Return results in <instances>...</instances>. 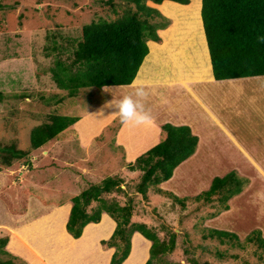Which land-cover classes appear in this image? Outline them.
I'll return each mask as SVG.
<instances>
[{"label":"rangeland","instance_id":"374dc122","mask_svg":"<svg viewBox=\"0 0 264 264\" xmlns=\"http://www.w3.org/2000/svg\"><path fill=\"white\" fill-rule=\"evenodd\" d=\"M101 1L0 0L2 5L8 6L0 10V93L5 96L4 100L0 101V144L4 146L16 143L19 150H27L30 147L32 130L45 122L49 114L79 118L78 123L60 133L58 140L50 141L43 147L32 150L27 157L14 161L10 167H2L0 163V238H9L8 228L14 220L12 216L23 213L25 217L40 218L54 210L53 207L70 201L88 185L117 175L129 186L128 196H132L134 205L132 221L153 227L160 239L175 236V249L167 257L170 262L258 264L259 251L245 241L246 236L260 226L258 216L264 217V208L256 209V202L252 199L253 188L250 184L252 179L257 177L249 179V172L244 174L245 187L241 194L231 200L229 213L214 219H207L209 213L214 211L209 205L189 203L186 209L182 210L170 199L150 192L145 201L134 193V185L139 173L129 172L123 164L124 160L126 164L133 162L131 158L150 147L153 138L146 136L143 143L135 148L134 156L126 157L119 141L134 138L132 131H137L130 129L134 124L121 123L115 114L103 117L93 115L112 94L121 93L122 87H109L110 92L87 88L81 90L77 96L67 97L65 92L58 90L52 82L49 67L53 58H45L43 55L46 36L59 31L65 36L77 38L80 36L82 26L99 19L115 18L113 8L103 6ZM114 4L116 6L114 8L118 9V3ZM147 4L157 8L165 18L169 19L170 25L162 36L165 40L172 41L176 48V54L172 55L170 60L173 66L175 64L173 71L185 79L210 80L202 38L201 0H190L189 5L165 1L160 5L151 2ZM181 8L184 10V16L178 14ZM166 11H170L171 14H166ZM165 47L167 48L168 45L166 44ZM163 49V45L160 47L150 43V52L157 55L156 68H162L163 62L160 57ZM144 63V67L148 65V69L154 66L149 60ZM263 84L264 77H256L237 80L236 87L240 85L238 89L228 87L227 89V83L219 85L200 83L191 87L195 91L206 90L213 99L212 106L217 107L221 119L233 127L245 143L255 144V155L264 158V87H261ZM172 88L175 94L170 98V102L172 107L178 110L176 114L181 122L185 120L189 122L191 117L197 118L192 98L183 94L185 90L182 87ZM157 110L159 111L157 118L163 117V109L158 107ZM226 150L228 153L231 152L229 147ZM235 160H239L237 155ZM262 161L264 162V159ZM240 165L248 168L242 161ZM215 169L217 168H214V171L207 168L205 171L203 168L198 171L185 168V176L181 175L185 187L179 188V191L182 189L185 195L191 196L207 189L208 186L202 187L197 183L202 176L206 177L208 173H214ZM222 173L224 167L217 175L220 176ZM255 183L258 186L259 183ZM168 186L171 187V183ZM260 186L262 188L257 192L254 189L256 193L254 195L258 199L262 196L259 201L264 204L262 178ZM161 188L166 190L167 186ZM117 199L123 205L127 196L121 194ZM64 214L65 209L47 214L44 218L50 217L53 220L56 238L59 237ZM106 217L112 221L109 216ZM40 226L41 224H37L35 227ZM96 226L88 230V235L83 241L72 243V251L84 249L87 257L71 256L72 260L65 261L64 256H61L63 263L60 264H84L87 258L90 260L93 256L94 264H105V255L102 253L103 249L99 247L98 239L106 237L104 231L108 232V225L104 223L101 228ZM205 228L236 234L239 242L245 246L244 250L230 243L220 244L216 240L205 239ZM43 232L35 230L34 234L30 235L31 249L61 250L68 246L61 240H55L53 235L49 236ZM134 240L135 253L132 259L142 261L144 254L137 253L139 250L137 244L140 240V243L149 241L139 233L134 235ZM18 244L16 240V248L19 247ZM98 250L103 256L97 254ZM22 251L21 257L15 256L26 264H40L38 258L32 257V254L25 249L20 250L21 253ZM147 251L149 256V249ZM217 253L224 254L225 258H218ZM7 259V256L0 254L1 261Z\"/></svg>","mask_w":264,"mask_h":264},{"label":"trees","instance_id":"16d2710c","mask_svg":"<svg viewBox=\"0 0 264 264\" xmlns=\"http://www.w3.org/2000/svg\"><path fill=\"white\" fill-rule=\"evenodd\" d=\"M164 1L180 5L190 3V0H102L103 6L113 8L115 18L99 19L82 26L77 38L59 31L46 36L43 55L53 58L49 73L57 89L65 92L67 97H74L87 88L130 85L148 54L147 42L160 43L158 31L170 25L169 19L147 2L160 5ZM115 2L118 9L114 8ZM5 8L8 6L0 3V10ZM200 16L215 81L264 77V42H261L264 38V0H201ZM4 97L0 93L1 102ZM78 120V117L49 114L45 122L32 130L27 150H19L16 143L0 144L2 167H10L32 150L58 140L60 133ZM160 129L161 141L126 165L129 172L139 173L134 193L145 201L149 192L168 198L182 210L189 203L209 205L214 211L207 219H214L229 210V200L239 195L245 184L235 172L214 177L208 189L194 197L179 198L160 188L172 177L174 170L195 153L198 145L197 136L186 125L165 123ZM128 190L124 179L117 175L88 185L70 199L66 232L73 239H79L87 225L98 224L101 216L106 214L116 224L111 236L99 242L103 249H114L109 264H123L130 254L135 233L151 243L144 264H180L167 259L175 249L174 235L160 239L153 227L132 221L134 205ZM121 194L127 196L123 205L117 199ZM204 238L220 244L230 243L241 250L245 247L236 234L228 231L205 228ZM245 241L259 251L258 264H264L261 232L251 231ZM7 242V237L0 238V254L8 257L6 261L0 260V264H26L5 249ZM216 256L225 258L222 253Z\"/></svg>","mask_w":264,"mask_h":264},{"label":"crops","instance_id":"0c3cea01","mask_svg":"<svg viewBox=\"0 0 264 264\" xmlns=\"http://www.w3.org/2000/svg\"><path fill=\"white\" fill-rule=\"evenodd\" d=\"M165 2L177 4L171 1H165ZM168 5H171V4H168ZM164 6L169 9V7H167L165 4ZM183 12L184 10L183 8H181L178 14L183 15ZM167 13L171 14L170 11H166V14ZM187 20L189 21V17H187ZM165 30H167V28L164 30L158 31V34L161 37L160 43H154L151 41L147 42V46L149 49L148 54L150 52V43L155 44L160 47L162 45L164 46L163 54L160 57L161 62H163L162 68L160 67L156 68L155 65H156L157 55H154L152 54V52H150V55L148 56L147 54L146 56L147 59L146 57L144 58L136 74V77L134 78L133 82L130 85L115 86V87H122L121 89L123 90L119 94H115V93L113 94L116 96L133 94L136 91L137 87H143L144 90L148 93L147 97L143 100V103L145 106V111L148 113V115L151 118L144 124H141V125L134 124L133 126L130 127V129L137 131V132H134L131 130L134 138L130 140H124V141L120 140L119 141V144L123 146L122 148L124 150L126 157H129V155L134 156L135 148L143 143L142 141L146 136H150L151 138H153L150 147L142 151L136 157H132L131 160L134 161L141 154L145 153L147 150H149L150 148L158 144L162 139L161 129H160L161 125L165 123H171L172 125H175V126L186 125L191 129L192 134L197 136L198 138V145H197L196 151L190 158H188L186 161L181 163L174 170L172 177L168 181L162 183L160 185V188L167 186L166 190L162 188L161 189L164 191L171 192L179 198L194 197L198 195L199 193L189 196V195H185L182 189H180L179 191V188L185 187V182L181 178V175L185 176V172H184L185 168L186 169H196L198 171L203 170V168H205V171L207 170V168H210L211 170L214 171V168H217L215 169L216 171L214 173L211 172V173H208L209 175H207L206 177L204 176L201 177L197 185H202V187L203 186L209 187L211 180L214 177H222L229 172H235L241 178H244V174H247V172H249V175H248L249 179L253 177H257V179H254V180L252 179V182L250 184V186H252L253 188L252 189V194H253L252 199L253 201L255 200L256 202V205H255L257 207L256 209L264 208V204H261V202L259 201L260 198H262V196L258 199V197L254 195L256 194L254 193V189H256V192H257L258 189L262 188V186H260L261 178L264 180V162L262 161L264 159L263 156L257 157V155H255V144H253L252 142L251 144L245 143L244 140L240 138V135H238L235 132L234 128L229 126L227 123H225L221 119V117L217 113V107L212 106L213 99L210 98V96L206 93V90L198 89L195 91L194 88L191 87V85L200 84V83H205L208 85L209 84L219 85V84L227 83L228 85L226 86V88L228 87L232 89L234 88L238 89L240 85H237L236 87V83H237V80L239 79L224 80V81L214 80L213 75H212V68L210 64L208 48H207L203 30H202V38L204 41V55H205V59L207 62L206 65L208 68V76L210 80L199 81L193 78L185 79L179 76L177 72L173 71L175 69V64L173 66L170 63L171 56L176 54V48L174 47L175 45L172 41L170 40L168 41L163 38L162 33ZM166 44L168 45L167 48L165 47ZM147 60H149L151 64H154L153 68L155 67V69L151 67L148 69V65L147 67H144V64H145L144 62ZM252 78H256V77L244 78V79H252ZM177 86L182 87L185 90V92H183L184 95H188L192 98L193 105L197 112V118L191 117L189 119V122L188 120L181 122L182 120L176 114L178 110L172 107V104L170 102V98L175 94V91L172 87H177ZM261 87H264V84ZM207 92L209 93V91ZM111 98H112V95L109 97V99ZM158 107L163 109V117L161 118H157V115L159 112L157 110ZM120 134H121V131L119 132V135ZM227 147L231 149L230 153L227 152L226 150ZM235 155L238 156V159H239L238 161L235 160ZM241 161L244 164H246L248 168L242 167L240 165ZM127 164L125 163V160H124L123 166ZM223 167H224V173L218 176L217 173ZM202 178H205V179H202ZM210 178L212 179L210 180ZM255 182L259 183L258 186L255 185L256 184ZM169 183H171L172 185L171 187L168 186ZM263 193H264V190H263ZM232 199H230L228 202L229 210L220 213L218 216L229 213L228 211L231 210L230 206H232L231 204ZM53 208L54 210L48 212L47 214H54L59 210L65 209V214L62 220V228H61L58 238H56V235H55V228L53 225V220L50 217L44 219L47 216V214H44L40 218H34V217H29V216L25 217L23 213L17 214V215L12 216L14 220L13 222H11V227L8 228L9 238L7 242L8 245H6L5 247L6 250L14 256L15 255L20 256V255H23V251L21 253L20 250L25 249L26 251L32 254L31 255L32 257L38 258V261L40 264H60V263H63L61 260L62 259L61 256H64L65 261H67V259L68 261H70L74 257L76 258H79L82 256L87 257V252L84 249L77 250L75 252L71 250V247H73L72 243H79L83 241L88 235L87 234L88 230L94 229V226L96 225H97L96 226L97 228L103 227L104 223L108 225V232L104 231V234L106 237H104V239H101L102 237H100L98 239V244H99L101 240H106L111 236L116 226L115 222H112L113 220L111 221L110 219L106 217V214H103L98 224L87 225L84 228L82 236L79 239H73L66 232V229H65V224L67 222L68 215L71 209V200L66 201L63 205L53 207ZM240 215H241V211L239 209V216ZM256 215L258 216L257 211H256ZM258 219H259V222L261 223H260V226H258L256 230H259L261 232L262 237L264 238V217L258 216ZM36 222H39V223H36ZM37 224H41V226L39 228L35 227L37 226ZM17 225L20 227L17 228L16 227ZM35 230H39L40 233L41 231L42 232L44 231L43 233L46 235L49 234V236L53 235L55 240H61L62 243L63 242L67 243L68 246L66 247V249H61V250H56L54 248H49L48 250H44V251L31 249L30 246L32 245H29L31 242L30 235L34 234ZM134 235L132 236V239H131L130 254L128 258L123 262V264H144L146 260L148 259L147 250L149 249L151 243L146 242V241L143 243H140L141 240L137 244V249H139L137 253L144 254V257L142 261L132 259L135 253ZM16 240L19 242L18 248H16ZM33 246L35 247V245ZM140 246H142V248ZM99 247H101L100 244H99ZM113 251L114 249H103L102 253L105 255V264H109ZM102 253L100 250L97 251L98 255L103 256ZM71 256H73L72 259H71ZM84 264H94V256L91 257L90 260L87 258Z\"/></svg>","mask_w":264,"mask_h":264},{"label":"clouds","instance_id":"9594fccd","mask_svg":"<svg viewBox=\"0 0 264 264\" xmlns=\"http://www.w3.org/2000/svg\"><path fill=\"white\" fill-rule=\"evenodd\" d=\"M261 42H264V38ZM109 89V87H104L103 91L110 92ZM147 95L148 93L143 87H137L136 91L130 95L116 96L112 94V98L104 101L99 110L93 115L103 117L115 114L123 124H144L151 118L145 111L143 103Z\"/></svg>","mask_w":264,"mask_h":264},{"label":"water","instance_id":"95a60500","mask_svg":"<svg viewBox=\"0 0 264 264\" xmlns=\"http://www.w3.org/2000/svg\"><path fill=\"white\" fill-rule=\"evenodd\" d=\"M122 188H124V186H122Z\"/></svg>","mask_w":264,"mask_h":264},{"label":"bare ground","instance_id":"6f19581e","mask_svg":"<svg viewBox=\"0 0 264 264\" xmlns=\"http://www.w3.org/2000/svg\"><path fill=\"white\" fill-rule=\"evenodd\" d=\"M254 121V120H253Z\"/></svg>","mask_w":264,"mask_h":264}]
</instances>
